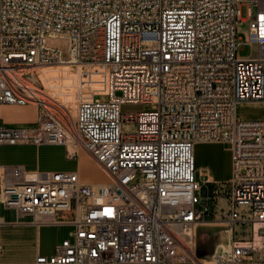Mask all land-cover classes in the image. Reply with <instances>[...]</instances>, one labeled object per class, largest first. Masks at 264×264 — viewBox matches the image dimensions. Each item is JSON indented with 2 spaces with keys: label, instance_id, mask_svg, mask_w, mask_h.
I'll use <instances>...</instances> for the list:
<instances>
[{
  "label": "built area",
  "instance_id": "1",
  "mask_svg": "<svg viewBox=\"0 0 264 264\" xmlns=\"http://www.w3.org/2000/svg\"><path fill=\"white\" fill-rule=\"evenodd\" d=\"M240 3L0 0V106L39 108L31 126L0 119V146H66L70 158L82 147L110 177L85 183L78 172L0 165V230L73 227L53 256L19 264H264V118L237 113L264 105V3L248 2L247 40ZM65 35L68 58L45 43ZM246 46L257 56L239 57ZM56 67L74 79L63 95L38 74ZM125 104L145 109L125 113ZM204 143L229 146V180L197 179ZM208 223H224L229 242L201 246ZM249 223L250 237L235 234Z\"/></svg>",
  "mask_w": 264,
  "mask_h": 264
},
{
  "label": "crops",
  "instance_id": "2",
  "mask_svg": "<svg viewBox=\"0 0 264 264\" xmlns=\"http://www.w3.org/2000/svg\"><path fill=\"white\" fill-rule=\"evenodd\" d=\"M264 3V0H262ZM57 70H63L69 73V69L65 67H56L49 69H40L38 74L44 85L51 90H55L59 95H63L64 88L66 86L74 85V79L70 76H63L59 78L56 75ZM70 78V79H69ZM61 80V82H60ZM65 82V83H64ZM64 83V84H63ZM68 105H76V99L70 98ZM39 116V108L36 105H14L5 104L0 106V119L3 125L6 127H19V126H31L37 122ZM220 146L226 148L225 166L222 173H217L213 176L212 171L214 169L209 159L204 157L203 150ZM78 153H84L91 161V171L84 172L81 161H76V157L70 158L68 155V148L65 146L55 145H43L36 146L32 144L22 145H2L0 146V165L2 166H23L27 170L41 171V172H58V171H70L78 172L81 181L85 183H102L104 181L101 176H106L107 173L99 166L95 160L89 155V153L82 147L75 148ZM196 165L201 169L204 175L208 174V179L213 176V182H224L229 180L232 171V160L229 146L224 143H204L198 144L195 148ZM199 152V153H198ZM198 153V156L197 154ZM70 227L68 236L59 234L51 247L46 248V239L51 238L54 233L61 231L62 227ZM208 227H216L219 225H206ZM221 230L223 228H220ZM6 236L8 233H14L20 236H25V246L22 248V253L16 254V251H11L10 245L8 251L1 255L0 262L6 264H19L33 262L35 258L40 256L51 257L55 253L56 246L63 242L67 238H71L72 226L59 225V226H41L37 227L32 224H12L4 225L1 228ZM5 250V246L3 245Z\"/></svg>",
  "mask_w": 264,
  "mask_h": 264
},
{
  "label": "rangeland",
  "instance_id": "3",
  "mask_svg": "<svg viewBox=\"0 0 264 264\" xmlns=\"http://www.w3.org/2000/svg\"><path fill=\"white\" fill-rule=\"evenodd\" d=\"M250 0H240V10H241V18L243 21L239 22L238 24V35L243 39H248V32H249V22L246 21L248 19V2ZM46 46L57 49L61 51L64 58L69 57V49L71 45V39L67 35L65 36H56L46 37ZM257 56L256 51L251 46H246L239 51V57L241 58H254ZM56 75L61 78L63 76H69V73L63 70H57ZM38 87H41V84H36ZM72 86V85H70ZM145 109L144 104H125L122 107V111L125 113H131V112H141ZM238 117L242 119H260L264 118V105L263 104H251V105H243L238 108ZM66 147V146H65ZM67 148V147H66ZM204 157L209 159V162L213 165L215 171H212V175L214 176L217 173H222L224 166H225V156H226V148H222L220 146H215L214 148L204 149L203 151ZM199 153V152H198ZM198 153L197 156H198ZM81 161L82 165L84 167V172L91 171V161L84 153H78L75 161ZM211 176V178L214 179V177ZM196 177L199 181L204 182L206 179H208V174L204 175L200 168H198L196 172ZM101 178L108 182L110 180V177L101 176ZM228 211H231V208L229 206ZM226 212V210H224ZM237 212L241 215V217L246 218L247 220L251 221L253 216L250 210L247 206H239L237 207ZM2 215L5 216V218L8 221H12L15 219L14 212L9 211H3ZM252 224H248V228L241 227L239 224L235 226V234L242 233L243 235L247 234V237L251 236V226ZM223 227H208V226H202L199 229V242L200 245L203 246L206 250L211 251L213 246V241L216 243H222L226 244L229 242V237L225 233H221V229ZM70 232V227H62L61 231H57V233H54L51 238L46 239L45 247L49 248L55 241V238L62 234L63 236H68ZM4 231L0 230V244L5 246V250L3 249L2 255L6 252V249L8 251V246L10 245L11 251H16V254H20L19 252L22 251V248L25 246V236H20L14 233H8L6 236H4ZM22 253V252H21Z\"/></svg>",
  "mask_w": 264,
  "mask_h": 264
},
{
  "label": "bare ground",
  "instance_id": "4",
  "mask_svg": "<svg viewBox=\"0 0 264 264\" xmlns=\"http://www.w3.org/2000/svg\"><path fill=\"white\" fill-rule=\"evenodd\" d=\"M30 88H32L33 90H36L35 87H33L32 85H30ZM73 146H70V150H73ZM196 152V150H195ZM211 180H213V178H211ZM206 225H219V226H216V227H225L226 225L224 223H208V224H205L203 226H206Z\"/></svg>",
  "mask_w": 264,
  "mask_h": 264
}]
</instances>
